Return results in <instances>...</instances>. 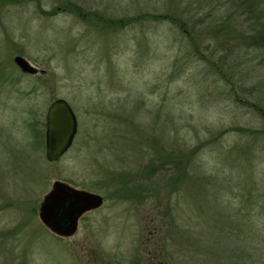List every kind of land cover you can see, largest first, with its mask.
<instances>
[{
	"label": "rangeland",
	"instance_id": "rangeland-1",
	"mask_svg": "<svg viewBox=\"0 0 264 264\" xmlns=\"http://www.w3.org/2000/svg\"><path fill=\"white\" fill-rule=\"evenodd\" d=\"M253 25L225 0H0V264H183L175 231L219 236L220 205H235L243 178L264 169V133H250L264 130ZM15 55L38 72H22ZM56 98L77 133L50 162L45 113ZM172 151L189 155L185 175ZM55 180L104 196L69 236L39 218Z\"/></svg>",
	"mask_w": 264,
	"mask_h": 264
},
{
	"label": "trees",
	"instance_id": "trees-1",
	"mask_svg": "<svg viewBox=\"0 0 264 264\" xmlns=\"http://www.w3.org/2000/svg\"><path fill=\"white\" fill-rule=\"evenodd\" d=\"M225 2L229 3L230 6H237L241 10V14L249 13V17L254 22L251 28L252 34L248 38L249 46L264 51V8L260 7L258 0H225ZM167 18H171L172 21L176 20L171 16H167ZM225 28L223 31H228L229 28ZM233 30L235 31V29ZM230 33L225 32L224 34ZM190 40L192 41L191 37ZM231 52L232 50L228 57L232 54ZM0 76L3 77V74H0ZM262 113L264 112L262 111ZM250 133H264V130L250 131ZM188 159L189 155L187 156L186 153L175 154V151H172V167L181 168L180 170L184 175L187 173V166H184V164L182 166L181 163L183 160L185 163L188 162ZM254 167L257 168V164ZM249 168L250 166L245 163L237 166L238 173L242 175ZM263 170L261 167L257 168L255 170L257 174L254 175L251 171V182L246 177L243 178V190L238 194L239 200L235 205L230 201L226 202L225 205H220L221 210L219 211L223 212L224 222L219 228V236L207 237L209 234H201V231L197 234L199 229L187 228V225L181 227L179 232L175 231L174 235H177L178 240L174 244L176 242L180 244L178 256L183 257L179 256L183 264H264V174L261 175ZM173 174L174 172L172 173V179ZM212 180L216 181V179ZM226 180L225 187L229 190L232 178L226 177ZM205 186L208 190L216 188L215 184L211 186L209 182H206ZM206 187L205 190H207ZM220 196L223 197L224 195ZM237 205V211L234 209L233 212V208H236ZM227 206L231 209L227 210ZM225 226H228L226 233ZM181 231L184 232L183 238L180 235ZM186 235L197 237L198 244H189L186 241ZM210 238L212 239L209 240ZM225 242L228 245L223 244Z\"/></svg>",
	"mask_w": 264,
	"mask_h": 264
},
{
	"label": "water",
	"instance_id": "water-1",
	"mask_svg": "<svg viewBox=\"0 0 264 264\" xmlns=\"http://www.w3.org/2000/svg\"><path fill=\"white\" fill-rule=\"evenodd\" d=\"M13 62L24 73L38 72V68L21 55H15ZM45 129L46 159L57 161L69 149L77 133L75 113L65 99L50 102L45 113ZM103 201L99 193L55 180L40 204L39 218L55 234L69 236L76 232L80 216L99 207Z\"/></svg>",
	"mask_w": 264,
	"mask_h": 264
},
{
	"label": "flooded vegetation",
	"instance_id": "flooded-vegetation-1",
	"mask_svg": "<svg viewBox=\"0 0 264 264\" xmlns=\"http://www.w3.org/2000/svg\"><path fill=\"white\" fill-rule=\"evenodd\" d=\"M104 197V196H103ZM79 220H80V218H79ZM149 220L152 222V221H154V218H151V217H149ZM79 222V221H78ZM153 223V222H152ZM77 228H78V226H77ZM146 229V228H145ZM76 231H77V229H76ZM148 232H147V237H146V241L148 242H150L151 240H152V238H153V240L154 239H156L157 238V235H155L154 234V232L156 233V232H158V227L157 226H152V229H148L147 230ZM153 234V235H152ZM81 245V244H80ZM159 244L158 245H154V246H152L151 248L150 247H148L147 249H146V251L148 252L147 254H148V256L147 257H149L150 259H152V261H150V262H154L155 260H157V258H158V253H159ZM155 263V262H154Z\"/></svg>",
	"mask_w": 264,
	"mask_h": 264
}]
</instances>
